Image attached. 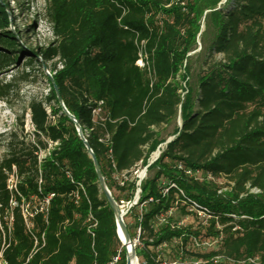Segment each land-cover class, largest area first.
Here are the masks:
<instances>
[{
	"label": "trees",
	"instance_id": "16d2710c",
	"mask_svg": "<svg viewBox=\"0 0 264 264\" xmlns=\"http://www.w3.org/2000/svg\"><path fill=\"white\" fill-rule=\"evenodd\" d=\"M0 1L1 75L26 51L17 28L9 29L8 1ZM221 1L47 0L55 39L38 50L43 63L27 67L50 90L29 103L37 142L26 146L11 132L0 160V263L110 264L119 256L117 264H126L114 213L45 66L116 202H132L141 190L126 215L133 224L125 221L132 240L141 230L135 248L140 264H264V0H230L227 10L218 8ZM205 12L202 36L211 39L182 99L178 78L185 63L184 79L190 78L189 54ZM141 42L145 68L137 65ZM28 77L0 80V100ZM100 102L101 113L94 116ZM180 108L181 127L138 187L132 171L164 142L159 129L176 121ZM42 137L57 145L40 160V150L47 149ZM185 170L226 177L231 186L223 191L215 180H196ZM122 173L129 180L120 186L114 176ZM12 177L16 188L10 190ZM30 203L39 204L28 210L29 230L23 209ZM172 210L195 217L202 211L204 226L181 225ZM90 215L98 221L94 237ZM202 236L215 248L190 251L189 243ZM35 237L38 251L32 255ZM168 248L172 262L162 259Z\"/></svg>",
	"mask_w": 264,
	"mask_h": 264
},
{
	"label": "rangeland",
	"instance_id": "374dc122",
	"mask_svg": "<svg viewBox=\"0 0 264 264\" xmlns=\"http://www.w3.org/2000/svg\"><path fill=\"white\" fill-rule=\"evenodd\" d=\"M7 1V10L9 12H12L11 24L9 26V29L13 33L16 32V28L19 31V43L21 47L25 49L26 55L24 54L20 57L18 62L13 63L9 67H7L0 75V80L4 83H9L13 81V78L19 76L22 73H28L29 77L27 80H20L17 84V87L13 91H10L4 100H0V160L8 151L7 143L9 134L11 132H17L19 136L18 142H24L26 146L37 142V137L35 136V128L31 121L29 103L33 98H45L49 94L50 87L47 80L39 75L33 68L27 67V64L31 61L43 63L42 58L37 55L38 50L41 48L49 47L55 39L52 25L47 14V0ZM230 7V0H222L218 6V8H225L226 10ZM206 14L207 12H205L203 18L200 21V33L197 37L196 49L189 54V65L191 68L190 78L184 79L186 63L183 66V69L181 70L180 76L178 78L181 86L182 99L185 98L188 92V83L193 81V77H195V75L199 71V68L204 59L206 46L210 41L209 39H211L210 36H202L203 33L207 30L205 22ZM216 58L219 59L220 56H216ZM44 71L47 75L50 74L45 66ZM46 107L49 115L51 116V120L54 121L55 117H53V115L51 114L50 107L48 105H46ZM181 123L180 108L176 121L167 126H162L159 129L161 138L164 139V142L158 147L164 145V143H166L170 138L173 137L172 134L174 130L177 127H180ZM41 139L45 142L47 141L43 137ZM18 146L22 147L20 143L18 144ZM153 153L154 152L150 153L147 158L146 164H143V167L147 166L149 159ZM45 155V152L39 154V156L42 158ZM142 170L143 168H140V172H142ZM15 181L16 180L13 181V184H15ZM215 182H217V184L222 188L223 191L228 190L231 186V182L226 177L216 178ZM114 193L119 196V193L115 189ZM254 193H256V191H254ZM38 204L39 203H30L29 205L26 204L24 206V209L30 210L31 207H36ZM125 206H127V204H125ZM170 214H173V217L177 221H179L181 225H191L196 229L199 228L200 225L204 226V220L206 218L203 214H198L197 217L193 215L186 216L174 210H172ZM124 219L130 224H133L134 222L133 218H131L130 216H125ZM201 222L204 223L202 224ZM134 240L132 241L134 242ZM137 244L139 245L140 242L138 241ZM214 248L215 243H212L210 240H207V238L203 236L197 240H192L188 245V249L192 252H205L210 251ZM165 255L166 256L162 259L166 260V262L173 261L172 257H169V255H171L169 248L167 249ZM140 263L141 260L137 257L136 264ZM198 264L202 263L199 262Z\"/></svg>",
	"mask_w": 264,
	"mask_h": 264
},
{
	"label": "built area",
	"instance_id": "2783aa9c",
	"mask_svg": "<svg viewBox=\"0 0 264 264\" xmlns=\"http://www.w3.org/2000/svg\"><path fill=\"white\" fill-rule=\"evenodd\" d=\"M139 60L137 61V65L140 67V68H145L147 65H148V55L145 51V43L144 42H141L139 44ZM101 105H102V102L99 103V106L97 109H95L93 111V114L94 116H98L100 113H101ZM171 139V138H170ZM169 139V140H170ZM168 140V141H169ZM168 141L166 143H164V145H161L160 147H158V149L151 155L150 159H149V162L147 164L146 167H143V161H140L137 165H136V168L138 169H134L132 171V174L133 176L136 178L137 180V186L140 187L142 181L144 179H146L147 177V169L149 166H151L152 164H154L162 155L163 151L165 150L167 144H168ZM47 142V149L46 150H40V153L42 152H45V156H43V158L47 157L50 155V152L51 150L54 148V146L57 145V143H53L51 141H46ZM35 143V142H34ZM39 153V154H40ZM42 157L39 156V159L42 160L43 159ZM140 168H143L142 172H140ZM182 168V167H181ZM14 171H16V168L14 167L13 168ZM185 173L186 175H188L189 177L191 178H194L196 180H204L205 178L207 180H214L213 177L210 175V174H204V172H202L201 170H185ZM115 180L117 181V183L120 185V186H123L125 184L126 181L129 180L128 178V175L127 173H122L120 175H115ZM15 179L12 177L10 180H9V189L12 190L13 188H16V181H15V184H13V181ZM138 191H141L140 189H138ZM137 191V192H138ZM257 192V191H256ZM53 197V195H51L49 198H46L41 206V211H44V210H47L49 204H50V199ZM138 201L139 199H134V201L132 202H121V204L119 205L122 212L125 214V216L128 214V212L130 211V209L137 205L138 204ZM125 204H127V206H125ZM13 206H16V203H13L12 204ZM127 208V209H126ZM199 214H203L205 216V213L202 212V211H198ZM23 214H24V218H25V221H26V224H27V227L28 229L30 230L32 228V223L31 221L28 219L29 216H32V214L26 210V209H23ZM88 222H89V228H88V232L92 235V237H94V233H93V230L98 226V221L96 218H94L93 215H90L89 219H88ZM140 232L141 230L138 229L137 230V237L138 239H135L134 240V245L137 246V242L139 241V236H140ZM41 242H42V246L45 245V239H44V236H42V239H41ZM39 244V240L38 238L35 237V249L34 251L32 252V255L35 254L38 249H37V246ZM120 260V257L117 256L113 259V261L110 263V264H117L118 261ZM250 263L252 264H259L257 260H249Z\"/></svg>",
	"mask_w": 264,
	"mask_h": 264
},
{
	"label": "water",
	"instance_id": "95a60500",
	"mask_svg": "<svg viewBox=\"0 0 264 264\" xmlns=\"http://www.w3.org/2000/svg\"><path fill=\"white\" fill-rule=\"evenodd\" d=\"M47 76L50 78L52 84L54 85V89H55V92L57 95V100H58L59 106L62 109V113L65 116H67L75 124L76 130L78 132V136L83 141V143L86 147V150L88 152V155L93 162L95 172H96V175L98 178L99 188L102 191V193L105 195L106 200H107V202H108V204H109L110 208L112 209L114 216H115L116 226H117V237L120 240L122 246L124 247V249L126 251V264H136V261H137V255H136V249H135L136 246L134 245V243H133V241L129 235V232H128V229L126 226V222L124 219L125 214L122 212L119 204L116 202L111 191L108 189L105 178L102 174L100 163H99L96 155L92 151L87 139L85 138V135L82 132L80 124L78 123L76 118L66 108V106L63 102V99L59 93L58 87L55 85L54 80L51 77V75L49 74ZM173 139H174V137H172L168 141V143H170ZM140 192L141 191L137 192L135 199H137V200L139 199Z\"/></svg>",
	"mask_w": 264,
	"mask_h": 264
}]
</instances>
